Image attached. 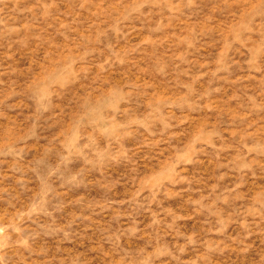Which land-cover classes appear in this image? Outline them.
<instances>
[{"label": "rangeland", "instance_id": "374dc122", "mask_svg": "<svg viewBox=\"0 0 264 264\" xmlns=\"http://www.w3.org/2000/svg\"><path fill=\"white\" fill-rule=\"evenodd\" d=\"M0 264H264V0H0Z\"/></svg>", "mask_w": 264, "mask_h": 264}]
</instances>
